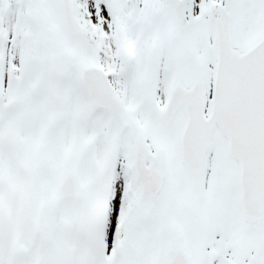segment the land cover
Returning a JSON list of instances; mask_svg holds the SVG:
<instances>
[{"label": "snow or ice", "instance_id": "6c2138e0", "mask_svg": "<svg viewBox=\"0 0 264 264\" xmlns=\"http://www.w3.org/2000/svg\"><path fill=\"white\" fill-rule=\"evenodd\" d=\"M0 264H264V0H0Z\"/></svg>", "mask_w": 264, "mask_h": 264}]
</instances>
